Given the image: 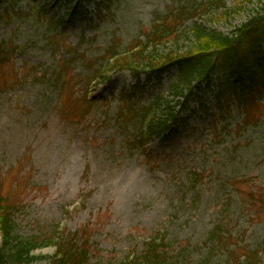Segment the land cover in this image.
I'll return each mask as SVG.
<instances>
[{
	"label": "rangeland",
	"instance_id": "1",
	"mask_svg": "<svg viewBox=\"0 0 264 264\" xmlns=\"http://www.w3.org/2000/svg\"><path fill=\"white\" fill-rule=\"evenodd\" d=\"M94 1L0 5L15 11L0 21V196L15 209L18 235L42 237L57 225L78 232L89 264H124L160 239L189 264H244L256 252L263 262L264 101L250 117L233 106L226 119L211 96L209 111L194 99L183 107L176 71L144 88L129 72L112 73L94 84L95 101L86 95L90 81L112 71L105 64L113 52L129 58L167 29L150 58L166 62L197 49L196 24L230 34L264 1L226 0L210 13L209 0H112L105 14ZM158 94L179 121L142 146L135 108Z\"/></svg>",
	"mask_w": 264,
	"mask_h": 264
},
{
	"label": "trees",
	"instance_id": "2",
	"mask_svg": "<svg viewBox=\"0 0 264 264\" xmlns=\"http://www.w3.org/2000/svg\"><path fill=\"white\" fill-rule=\"evenodd\" d=\"M67 1L72 2V0ZM263 1L260 0L261 3ZM2 2L3 0H0V4ZM102 4L98 3L99 6ZM219 5H224V0H214L206 9L211 13V6L218 7ZM2 19L0 17V20ZM193 34L197 41V49L189 48L184 55H180L178 53L181 48L176 52V56H166L161 60H165L166 63H155L151 60L147 63H137L147 58L142 50L137 53V57L134 55L135 59L124 58V61L127 60L128 63L121 64L136 69H150L149 80L157 78L159 81L169 67L175 66L180 75L173 85L177 97L198 99L204 107L206 95L215 92L214 103L219 112H224L233 103L249 105L258 98L264 97L263 7L231 35L207 30L200 26L194 29ZM160 40L153 38L155 43ZM154 55L155 52L148 55V58ZM110 64L113 66L115 63ZM159 108L164 114L151 111L153 112L150 118L152 121L147 123L146 128V135L149 137L161 136L166 131H171L172 123L177 120V111L169 101H165L164 106ZM14 210L13 205H8L7 201L0 196V232L2 234L0 264H34L43 259L48 261V264H86L89 262V252L78 244L81 241L78 234L65 233L61 236L53 232L45 237L21 238L17 233ZM218 236L220 237L217 234ZM56 238L57 241H54ZM46 241L53 242L52 244L57 246V252L51 257L34 256L33 250L40 245L47 244ZM159 246L162 245L150 244L140 255L130 261L131 264H189L184 258L170 257L167 250ZM256 253L255 257H249L250 262L264 264Z\"/></svg>",
	"mask_w": 264,
	"mask_h": 264
}]
</instances>
